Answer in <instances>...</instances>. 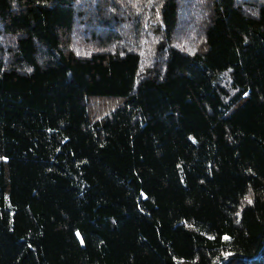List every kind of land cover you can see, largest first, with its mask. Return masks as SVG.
Masks as SVG:
<instances>
[{"label": "trees", "instance_id": "16d2710c", "mask_svg": "<svg viewBox=\"0 0 264 264\" xmlns=\"http://www.w3.org/2000/svg\"><path fill=\"white\" fill-rule=\"evenodd\" d=\"M0 264H264V0H0Z\"/></svg>", "mask_w": 264, "mask_h": 264}, {"label": "snow or ice", "instance_id": "6c2138e0", "mask_svg": "<svg viewBox=\"0 0 264 264\" xmlns=\"http://www.w3.org/2000/svg\"><path fill=\"white\" fill-rule=\"evenodd\" d=\"M249 203H251V201H249ZM225 239H227V237H225Z\"/></svg>", "mask_w": 264, "mask_h": 264}]
</instances>
